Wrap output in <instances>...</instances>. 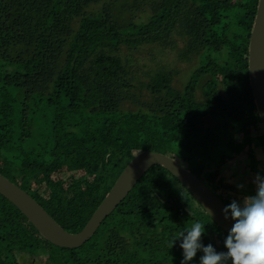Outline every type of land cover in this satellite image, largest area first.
<instances>
[{"label": "trees", "instance_id": "obj_1", "mask_svg": "<svg viewBox=\"0 0 264 264\" xmlns=\"http://www.w3.org/2000/svg\"><path fill=\"white\" fill-rule=\"evenodd\" d=\"M257 3L0 0V173L72 233L143 150L171 156L225 205L254 195L264 176L248 76ZM182 61L194 66L178 88ZM241 162L246 185L227 181L221 172ZM194 222L205 246L227 251V232L160 165L74 247L51 243L0 194V264H181L182 240L171 245Z\"/></svg>", "mask_w": 264, "mask_h": 264}, {"label": "water", "instance_id": "obj_2", "mask_svg": "<svg viewBox=\"0 0 264 264\" xmlns=\"http://www.w3.org/2000/svg\"><path fill=\"white\" fill-rule=\"evenodd\" d=\"M248 76L264 132V0H258L248 43ZM154 165L163 166L180 181L208 213L214 222L228 233L234 221L225 220L223 201L197 176L181 166L171 156L153 150H143L133 156L120 172L111 188L94 210L83 228L75 233L60 226L25 190L0 173V194L11 201L51 243L59 247H74L87 240L102 220L127 195L137 180Z\"/></svg>", "mask_w": 264, "mask_h": 264}, {"label": "clouds", "instance_id": "obj_3", "mask_svg": "<svg viewBox=\"0 0 264 264\" xmlns=\"http://www.w3.org/2000/svg\"><path fill=\"white\" fill-rule=\"evenodd\" d=\"M255 194L233 200L222 213L225 220L234 221L224 240L227 251H217L212 244L205 246L202 236L205 224L194 222L186 231L178 234L179 247L183 250L181 264H189L198 252L199 264H264V176L257 173L253 179ZM244 185H237L242 189ZM212 216L211 210H207Z\"/></svg>", "mask_w": 264, "mask_h": 264}, {"label": "rangeland", "instance_id": "obj_4", "mask_svg": "<svg viewBox=\"0 0 264 264\" xmlns=\"http://www.w3.org/2000/svg\"><path fill=\"white\" fill-rule=\"evenodd\" d=\"M148 60V62L150 63L149 59L147 56H144L143 59L141 60L142 62H146ZM174 62H171V64ZM194 63H190V62H179L177 64V68L180 69L179 73H177V75L174 78L173 84L180 88L182 87L183 83L188 79V77H190V75L192 74V72H190L193 69ZM189 84V83H188ZM183 164V163H182ZM184 165L186 167H189V164H185ZM241 167L238 169L235 166L232 167H228L226 169H224L221 174L225 177V179L227 181H240L242 182L244 185H246V181L248 179V177H250L249 173L246 172L245 170V165L243 164V162H241ZM181 250H178L177 252L173 253L174 256L178 255V253H180ZM173 256V257H174ZM24 263L27 264L28 263V258H26V260H24Z\"/></svg>", "mask_w": 264, "mask_h": 264}]
</instances>
